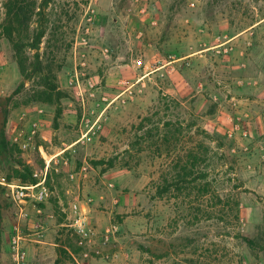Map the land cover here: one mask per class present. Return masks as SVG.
<instances>
[{"label":"rangeland","instance_id":"1","mask_svg":"<svg viewBox=\"0 0 264 264\" xmlns=\"http://www.w3.org/2000/svg\"><path fill=\"white\" fill-rule=\"evenodd\" d=\"M19 2L0 0V139L13 148L0 174L45 178L50 198L21 219L0 185V264H14L18 232L26 264H264V0H54L45 76L24 86L6 30L32 58L22 44L37 16L10 24L25 17ZM25 2L37 12L40 0ZM49 81L52 97L35 93ZM32 132L23 149L16 136ZM193 143L209 148L195 184L210 191H162ZM75 204L89 218L83 243Z\"/></svg>","mask_w":264,"mask_h":264},{"label":"trees","instance_id":"2","mask_svg":"<svg viewBox=\"0 0 264 264\" xmlns=\"http://www.w3.org/2000/svg\"><path fill=\"white\" fill-rule=\"evenodd\" d=\"M19 1V0H17ZM54 2V0H40L38 6L36 7L37 12L34 13L32 5L30 3H26L25 0H20L21 6L19 9L21 12L25 14V17L23 20H20L19 22H14L12 17L9 14V22L10 24L15 23L18 24L19 27H28L25 23L26 19L30 17V14L33 13L37 16L36 18V26L34 30H31L28 28L27 30V41L22 44L23 47L29 48L34 52V55L31 57H28L24 52L22 54L21 50L18 48V42L16 37L14 36L15 32H17V37H21V31L18 32V29L16 31V27L13 28H7L6 35L7 37L13 42L15 47L17 48V54L19 58V65L20 69L23 74V81L21 83V86H24L26 83V80H31L35 76H45V73H43V65L41 61L40 56V45L42 43V39L44 38L46 31H47V20H46V9ZM28 7V9H26ZM51 82V87L44 88L42 90L35 91V93H38L40 95L49 96L52 97V92L56 89L57 84ZM39 86L46 87V84H49L46 82L43 84V82H37L36 83ZM8 114H6L5 119L7 120ZM176 128L173 131V135H176L180 133V130H177ZM200 132H203L205 137H209L211 139H217L218 137L215 135H211L210 132L206 130H202ZM183 135V132L180 134ZM12 146L10 145V142L6 139L5 131L2 130L1 139H0V153L6 152V153H12ZM199 149V150H198ZM209 148L208 146L204 144H198L193 143L190 146H181V150L177 153V157L174 160L172 171L168 173V176L164 177V186L162 188V191H168L172 187L175 188L179 193H184L187 196L192 195L191 190L197 189L200 194L207 193L210 191V183L209 182H203L199 183L198 186H196L195 182L198 181L199 178H207L208 172L205 170L203 172H200L199 169L202 165L201 162H206L208 157ZM23 164H19V167H22ZM27 170H29L28 166H25ZM23 182H27L24 180ZM30 183L27 184H35L37 182L36 178L31 177L29 180ZM234 211L232 212L233 217L236 219V221L240 222V200L234 199L233 202ZM236 209V210H235ZM230 217H227L226 215H222L221 219H225L226 222L231 221V215ZM231 223V222H230ZM245 242L251 243V239L247 236H242ZM56 264H60V260L58 259Z\"/></svg>","mask_w":264,"mask_h":264},{"label":"built area","instance_id":"3","mask_svg":"<svg viewBox=\"0 0 264 264\" xmlns=\"http://www.w3.org/2000/svg\"><path fill=\"white\" fill-rule=\"evenodd\" d=\"M82 40L86 41L85 37ZM22 133L16 136V141L20 143L23 149H31L33 146L34 132L28 137L22 138ZM233 136V132H230ZM0 185L8 188V195L16 207V215L19 218L27 219L30 216V208L40 206L50 198V189L46 183V179L38 180L35 184H16L9 182L0 174ZM40 209V208H38ZM40 211V210H39ZM76 217L70 224L74 231L83 239L89 238V218L87 213L81 211L77 204L74 205ZM43 228L41 224L37 226ZM24 236L18 232L12 241V249L14 253V264H26V252L24 250Z\"/></svg>","mask_w":264,"mask_h":264},{"label":"crops","instance_id":"4","mask_svg":"<svg viewBox=\"0 0 264 264\" xmlns=\"http://www.w3.org/2000/svg\"><path fill=\"white\" fill-rule=\"evenodd\" d=\"M60 225H65L64 223H60Z\"/></svg>","mask_w":264,"mask_h":264}]
</instances>
